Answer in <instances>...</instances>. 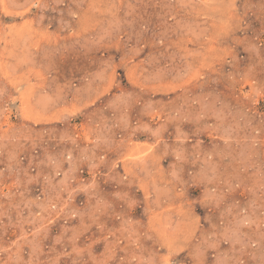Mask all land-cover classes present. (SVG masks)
<instances>
[{
	"label": "rangeland",
	"instance_id": "374dc122",
	"mask_svg": "<svg viewBox=\"0 0 264 264\" xmlns=\"http://www.w3.org/2000/svg\"><path fill=\"white\" fill-rule=\"evenodd\" d=\"M0 264H264V0H0Z\"/></svg>",
	"mask_w": 264,
	"mask_h": 264
}]
</instances>
